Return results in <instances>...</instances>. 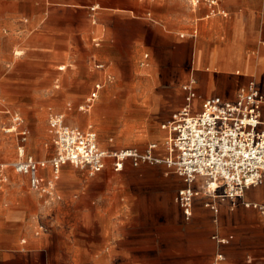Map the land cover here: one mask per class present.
I'll list each match as a JSON object with an SVG mask.
<instances>
[{
	"label": "crops",
	"instance_id": "crops-1",
	"mask_svg": "<svg viewBox=\"0 0 264 264\" xmlns=\"http://www.w3.org/2000/svg\"><path fill=\"white\" fill-rule=\"evenodd\" d=\"M251 81L264 95V0H0V118L11 136L0 131V159L12 155L0 163L16 157L19 143L3 131L7 111L30 115L25 151L48 160L55 153L49 115L70 112L72 100L99 82L84 111L87 125L112 130L100 141L95 128L99 146L144 149L156 141L154 154L164 157L161 125L183 105L185 83L199 105L234 98ZM148 165L84 169L93 186H57L51 200L29 187L27 175L4 168L0 264H211L218 251V264H264V214L243 205L264 204V176L239 198L201 191L185 218L175 200L184 181L166 166L140 169ZM40 174L59 178L49 166Z\"/></svg>",
	"mask_w": 264,
	"mask_h": 264
},
{
	"label": "built area",
	"instance_id": "built-area-1",
	"mask_svg": "<svg viewBox=\"0 0 264 264\" xmlns=\"http://www.w3.org/2000/svg\"><path fill=\"white\" fill-rule=\"evenodd\" d=\"M188 1L196 5L200 0ZM207 1L210 5L215 4V0ZM100 88L99 82L93 85L83 104L79 105L80 110L91 108ZM182 89L185 91L183 105L161 125L167 131L164 157L154 154L159 147L156 141L149 142L144 149L135 146L102 149L91 125L82 129L67 124L63 112H53L48 117V130L55 153L48 160L36 159L23 146L28 131L22 127L21 115L7 111L9 123L3 126V131L16 134L19 143L16 157L0 163V183L7 178L4 168H9L17 174L27 175L29 187L51 200L56 196L54 182L40 174V169L47 166L56 179L66 163L86 169L90 174L107 165L120 171L126 163L133 166L163 163L185 183L175 195L185 218L191 216L193 200L201 191L214 197H241L246 189L259 185L264 176V95L251 81L241 87L234 98L210 96L195 106L192 82L185 83ZM204 204L216 210L212 201ZM243 205L257 208L264 214V204L244 201ZM212 238L219 244L228 241L217 235ZM222 257L220 251L216 252L211 264H218Z\"/></svg>",
	"mask_w": 264,
	"mask_h": 264
},
{
	"label": "rangeland",
	"instance_id": "rangeland-1",
	"mask_svg": "<svg viewBox=\"0 0 264 264\" xmlns=\"http://www.w3.org/2000/svg\"><path fill=\"white\" fill-rule=\"evenodd\" d=\"M16 50H18V49H16ZM188 68H189V66H188ZM88 91H87V93H88ZM87 93L83 97H81L79 99L72 100V101H74V104H72V107H71L72 110L70 112H68V113H65V122L67 124L71 125V124L77 122L76 119H77V117L79 118L78 115H80L81 118H82L80 123H79V125H78L80 128L86 129L87 126H88L87 124L89 122L92 124L91 121H88L87 114L84 113L83 110L79 109V105L83 104L85 96L87 95ZM193 104L196 106L197 105L196 101H194ZM72 116H74V117L72 118ZM23 119H24V122L25 123L27 122L28 125L29 124L34 125V123L30 119V115H28V117L23 118ZM3 121H4V119L2 120L0 118V131H1L2 134H3V132L1 130V126L3 125L2 124ZM93 126L96 129H98L97 132H98V136H99V140L100 141L101 140L109 141V138L112 136V133H111L112 130L103 132V131H100L99 128H97L95 125H93ZM95 128H93V129L95 130ZM123 132H124V130H118V147H120V145H122L120 143L124 142V140H125L124 138H122L123 136L120 137V134L123 133ZM3 135H5L7 138H11L10 135H7V134H3ZM48 137H49V135L47 136V138ZM130 139H133V138H130ZM162 143L164 145V140L162 141ZM50 151H51V153L53 152V147L52 146H51ZM11 156L12 155H10L8 158H6L4 160L6 161ZM4 160L0 159L1 162L4 161ZM107 168H108V170L111 169V167H107ZM140 169L141 170L164 171L166 169V167L161 165V164H154V165H148V166L140 167ZM58 175H59V178L57 179V182L53 181L56 188H57V186H63V187L72 186V187H74L76 189V188H81L83 186H93L94 185L92 180L89 177H87L86 171L83 168L74 166V165H72L70 163H67L64 167H62L59 170ZM169 175H172V176L176 177V175L174 173H169ZM205 263H206V259H204V264Z\"/></svg>",
	"mask_w": 264,
	"mask_h": 264
},
{
	"label": "bare ground",
	"instance_id": "bare-ground-1",
	"mask_svg": "<svg viewBox=\"0 0 264 264\" xmlns=\"http://www.w3.org/2000/svg\"><path fill=\"white\" fill-rule=\"evenodd\" d=\"M20 52H21V51H20L19 49L15 51V53H20ZM76 126H78V125H76Z\"/></svg>",
	"mask_w": 264,
	"mask_h": 264
}]
</instances>
